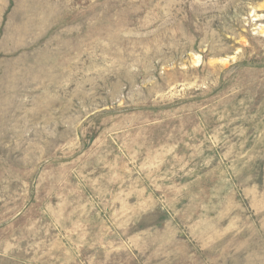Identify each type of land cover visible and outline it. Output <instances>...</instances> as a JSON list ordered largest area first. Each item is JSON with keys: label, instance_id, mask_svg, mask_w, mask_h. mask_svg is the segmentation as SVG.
<instances>
[{"label": "rangeland", "instance_id": "1", "mask_svg": "<svg viewBox=\"0 0 264 264\" xmlns=\"http://www.w3.org/2000/svg\"><path fill=\"white\" fill-rule=\"evenodd\" d=\"M0 264H264V0H0Z\"/></svg>", "mask_w": 264, "mask_h": 264}]
</instances>
